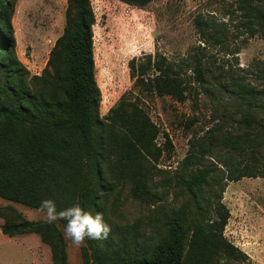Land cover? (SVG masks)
<instances>
[{"label": "trees", "instance_id": "16d2710c", "mask_svg": "<svg viewBox=\"0 0 264 264\" xmlns=\"http://www.w3.org/2000/svg\"><path fill=\"white\" fill-rule=\"evenodd\" d=\"M120 1L143 8L153 0ZM240 8L249 34L264 32V0ZM13 13L12 1L0 0V198L38 210L40 201L50 198L58 210L75 202L102 214L108 236L84 240L82 264L248 261L249 255L224 235L230 211L223 195L227 181L264 177V119L258 118L262 91L236 80L220 85L245 104L241 120L246 131L222 140L228 160L215 154L216 138L196 139L170 173L158 166L161 130L136 99L123 95L105 117L100 114L91 0H68L64 32L41 75L32 76L17 57ZM198 22L204 39L222 42L223 32ZM130 68L140 90L186 97L187 76L166 57L133 59ZM192 71L207 84L210 70L200 60ZM207 155L215 161L206 164ZM126 185L148 204V216L122 223L112 202ZM171 195L177 201L169 203ZM0 218L3 234H38L50 248L52 264H69L66 240L55 222L27 219L12 205L0 206Z\"/></svg>", "mask_w": 264, "mask_h": 264}, {"label": "rangeland", "instance_id": "374dc122", "mask_svg": "<svg viewBox=\"0 0 264 264\" xmlns=\"http://www.w3.org/2000/svg\"><path fill=\"white\" fill-rule=\"evenodd\" d=\"M11 1L17 57L32 76L41 75L64 32L68 0ZM91 3L96 16L94 58L102 92L101 116L105 117L123 95L136 99L161 130L158 143L163 154L158 166L170 173L179 167L196 139L209 142L216 138L215 154L228 160L231 155L222 140L246 131L241 120L246 107L220 85L236 80L262 91L258 118L264 119V32L251 36L244 23L245 11L240 8L242 3L258 5L259 0H153L143 8L116 0ZM198 21L223 32L222 42L204 39V26ZM148 55H162L180 65L190 85L183 100L135 86L130 62H144ZM199 60L210 70L205 85L192 71ZM235 156L242 162L241 155ZM206 159V164L215 161L209 155ZM223 197L230 211L224 235L251 255L245 263L235 264H264V177L227 181ZM167 201L177 200L171 195ZM5 205L14 206L27 219L46 220L42 210L0 198V206ZM112 209L122 223L148 216V204L135 197L129 185L117 191ZM3 222L0 218V225ZM55 223L64 234L59 219ZM64 237L69 264H82L85 242L74 246ZM0 264H52L51 251L38 234L10 237L0 230Z\"/></svg>", "mask_w": 264, "mask_h": 264}, {"label": "clouds", "instance_id": "9594fccd", "mask_svg": "<svg viewBox=\"0 0 264 264\" xmlns=\"http://www.w3.org/2000/svg\"><path fill=\"white\" fill-rule=\"evenodd\" d=\"M40 208L44 213L47 223L62 219L64 234L74 246L81 245L85 239L107 238L109 226L99 212L93 213L73 203L68 207L58 210L54 200L47 198L40 201Z\"/></svg>", "mask_w": 264, "mask_h": 264}, {"label": "crops", "instance_id": "0c3cea01", "mask_svg": "<svg viewBox=\"0 0 264 264\" xmlns=\"http://www.w3.org/2000/svg\"><path fill=\"white\" fill-rule=\"evenodd\" d=\"M116 1H120V0H116ZM120 2H122V1H120ZM122 3H124V2H122ZM124 4H126V3H124ZM129 6H132V5H129ZM132 7H136V6H132ZM250 255V254H249ZM262 255H264V254H262ZM251 256V255H250Z\"/></svg>", "mask_w": 264, "mask_h": 264}]
</instances>
